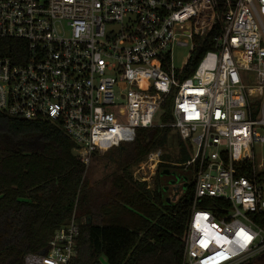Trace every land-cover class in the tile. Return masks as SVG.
Listing matches in <instances>:
<instances>
[{
    "label": "built area",
    "instance_id": "obj_1",
    "mask_svg": "<svg viewBox=\"0 0 264 264\" xmlns=\"http://www.w3.org/2000/svg\"><path fill=\"white\" fill-rule=\"evenodd\" d=\"M219 27L214 49L184 79L189 60L176 70L173 51L191 44V57ZM256 98H264V0H0V112L60 128L87 169L139 129L178 134L190 156L180 166L194 174L183 264L264 256L256 224L264 104ZM163 155L134 166V180L153 189L158 167L177 165ZM79 237L73 217L25 264H71Z\"/></svg>",
    "mask_w": 264,
    "mask_h": 264
},
{
    "label": "trees",
    "instance_id": "obj_2",
    "mask_svg": "<svg viewBox=\"0 0 264 264\" xmlns=\"http://www.w3.org/2000/svg\"><path fill=\"white\" fill-rule=\"evenodd\" d=\"M219 31L196 48L184 79L214 49ZM171 106L172 97L162 106L163 123L173 121ZM171 132L139 129L133 143L108 151L102 182L107 190L100 193L60 128L0 112V264H25L27 255L45 252L55 232L73 217L80 224V237L71 264H183L194 186L173 200L176 192L161 181L173 167H158L153 189L132 175L133 167L151 152L165 150ZM178 145L177 161L184 164L190 156L181 141ZM163 159L171 162L168 154ZM209 202L201 207L213 210ZM257 218V226L264 229V214Z\"/></svg>",
    "mask_w": 264,
    "mask_h": 264
},
{
    "label": "rangeland",
    "instance_id": "obj_3",
    "mask_svg": "<svg viewBox=\"0 0 264 264\" xmlns=\"http://www.w3.org/2000/svg\"><path fill=\"white\" fill-rule=\"evenodd\" d=\"M191 44L187 47H177L173 51V67L176 70H182L191 55ZM126 89H123L122 92H126ZM254 104H264V98H256L253 99ZM179 137L178 134L175 133V131H172L169 138H168V144L163 151V154H168L171 157V162L177 164L176 166H173L171 169V175L165 176L161 178L162 184H168V187L171 188V193H175V189H178V199H182L187 191L188 188L193 180L194 174L193 170H185L183 167H181L177 161L180 154V147H179ZM105 154L99 155V157L95 158L92 162V164L87 169V179L89 180L91 186H93L94 189L101 192H105L107 190V187L103 185V180L105 179L104 174L107 166V161L104 159ZM262 157L264 158V152L262 153ZM134 169V167H133ZM132 169V171H133ZM155 181V179H154ZM173 198V197H172ZM174 199V198H173ZM254 264H264V256L260 257L258 260H255L253 262Z\"/></svg>",
    "mask_w": 264,
    "mask_h": 264
},
{
    "label": "water",
    "instance_id": "obj_4",
    "mask_svg": "<svg viewBox=\"0 0 264 264\" xmlns=\"http://www.w3.org/2000/svg\"><path fill=\"white\" fill-rule=\"evenodd\" d=\"M164 175H165V176H169V175H171V174H170V172H165ZM173 200H176V197H174Z\"/></svg>",
    "mask_w": 264,
    "mask_h": 264
},
{
    "label": "flooded vegetation",
    "instance_id": "obj_5",
    "mask_svg": "<svg viewBox=\"0 0 264 264\" xmlns=\"http://www.w3.org/2000/svg\"><path fill=\"white\" fill-rule=\"evenodd\" d=\"M171 189V188H170ZM175 192H176V194L174 195V197H176L177 198V196L179 195V193H178V191H177V189H175ZM173 197V198H174Z\"/></svg>",
    "mask_w": 264,
    "mask_h": 264
}]
</instances>
